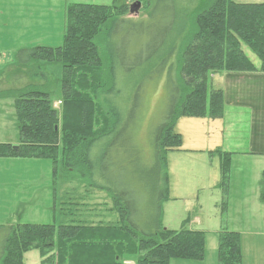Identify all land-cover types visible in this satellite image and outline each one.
<instances>
[{
    "label": "trees",
    "instance_id": "16d2710c",
    "mask_svg": "<svg viewBox=\"0 0 264 264\" xmlns=\"http://www.w3.org/2000/svg\"><path fill=\"white\" fill-rule=\"evenodd\" d=\"M140 1L145 6L148 3ZM129 12L127 0L69 3L61 44L20 48L9 64L14 70L5 80L11 87L0 90V96L13 99L19 141L16 148L0 143V157L50 160L53 176L59 166L65 184L73 186L62 203L66 221L58 226L0 224V264H23L30 251L38 253L41 264H169L172 258L203 259V231L185 227L188 219L179 230L161 225L160 203L168 196L165 154L180 150L181 135L173 130L180 117H222L224 96L222 90L208 87L212 75L264 73V2L201 0L178 36L169 43H151L153 51L145 58L143 50L133 57L136 64L130 69L138 70L146 64L147 79L166 72L171 83L168 111L154 137V184L151 192H145L152 194L153 211L147 197L139 194L136 171L129 170L132 158H122V180L118 187L113 181L107 189L111 202L108 212L116 215L108 222H95L89 215L77 218L75 213L77 206L91 207L94 202L71 199L70 194L78 192L75 179L81 190L94 184L97 170L99 178H105L108 146L118 145L112 136L128 124L118 98V78L120 70L123 74L130 66L123 65V56L135 52L128 51L129 44L119 48L114 34L120 25L131 23L124 18ZM245 48L258 59V65ZM53 62L62 66L56 99H52L56 89L52 77L44 71V65ZM140 93L137 86L134 95ZM55 101L58 107L53 106ZM126 145L122 144V151L132 149L131 157H136L133 146ZM217 152L221 183L226 184L231 154ZM259 198L264 203V188ZM240 262V235L222 231L218 237V264Z\"/></svg>",
    "mask_w": 264,
    "mask_h": 264
},
{
    "label": "rangeland",
    "instance_id": "374dc122",
    "mask_svg": "<svg viewBox=\"0 0 264 264\" xmlns=\"http://www.w3.org/2000/svg\"><path fill=\"white\" fill-rule=\"evenodd\" d=\"M47 1L46 3L45 0H0V90L11 87L5 79L14 70L9 64L15 59V53L19 48L37 44L48 46L61 44L66 33L65 11L69 3L110 4L112 0ZM127 1L130 5L139 1L140 6L137 11L125 15L124 18L130 19L131 23L120 25L114 37L119 48L122 49L123 44H129L128 51L130 50L132 54L135 52L131 56H123V65L130 66H127L123 74L120 70L118 78L120 89L118 98L122 100V116L128 124L124 129L119 128L112 136V140L118 145L108 146L105 178L100 179L97 170L94 184L86 185L81 190L78 189L79 181L75 179L74 184L78 192L70 194L71 199L85 198L89 203L94 202L91 207L77 206L75 213L77 218L83 217L84 214L89 215L95 222L97 220L108 222L116 215V212L112 215L108 212L111 202L107 189L113 181L118 187L122 180L124 175L122 158L125 160L132 158L129 170L136 171L134 179L140 190L139 194L147 197V205H150V211H153L152 194L146 195L145 192H151L154 184L156 160L154 137L168 111L171 83L166 72L147 79L149 69L146 64H142L138 70L130 67L136 64L133 57L141 55L142 50L144 58L153 51L151 43L159 44L164 41L169 43L170 39L178 36L192 18L201 0H148L146 6L140 0ZM236 1L264 2V0ZM47 21L52 22L51 32L44 30ZM167 48L168 46L164 52ZM245 52L256 65L259 64L258 59L247 48ZM44 67L47 75L52 77L53 86L56 88L52 99H56L59 97L62 66L59 62H53L46 63ZM230 79L231 76L226 74L224 76L221 72L212 75L208 85L209 88H222L220 90L224 95L223 109L226 116V124L221 128L223 134L219 132V122H211L219 118L180 117L174 124L173 130L180 133L182 144L180 150L167 151L165 154L167 177L172 188L170 196L173 198L164 201L163 204L160 203L161 225L164 228L179 230L184 220L188 219L184 226L189 228L190 220H194L195 216L199 217L201 225L193 227L204 231L205 250L202 260L172 258L169 264H218V237L222 231L231 228L234 230L232 221H236L234 224L238 223V229L244 231L240 233V241L245 242L246 251H250L246 264H264V247L255 249L253 243L264 240V203L258 199V194L260 197V191L264 188V170L256 178L253 195L249 191L248 213L235 214V210L238 209V199L246 187L254 185L252 175L247 179V170L240 163L234 170L229 165L227 182L221 183L220 155L217 152L220 148L217 146L223 139L224 144L228 146L233 142L228 116L231 109L228 101L231 95L224 94L227 92ZM137 86L141 93L135 96ZM18 139L13 99L11 96H0V142L12 141V145H15ZM125 143L126 146H133L136 157H131L132 149H126L125 153L122 151V144L124 146ZM233 148L237 147L230 145V149ZM98 160L99 155L95 157L96 164ZM59 169L58 166L57 175L54 177L50 160L0 157V224L51 223L58 226L65 222L62 203L66 201L65 198L69 196L73 185L65 184ZM227 200L224 208L223 204ZM248 225L250 231L246 232L245 228ZM242 249L245 250L243 245ZM41 260L37 252L30 251L25 254L23 264H41Z\"/></svg>",
    "mask_w": 264,
    "mask_h": 264
},
{
    "label": "crops",
    "instance_id": "0c3cea01",
    "mask_svg": "<svg viewBox=\"0 0 264 264\" xmlns=\"http://www.w3.org/2000/svg\"><path fill=\"white\" fill-rule=\"evenodd\" d=\"M45 1L46 3L48 2L47 0ZM59 1L62 2L63 0ZM44 30H46L47 32H51L53 30L52 22L47 21V23L44 24ZM223 74L224 76L226 74L228 76H231L232 78L229 80L227 92H224V94L230 93L231 95V99L228 101V104H230L231 107L228 116L230 120V134L231 138H233V142L230 145L237 148H233V150L230 149V145L228 146V144H224V139L219 142V145L217 147H219L223 152L231 153L230 165L233 170L240 163L242 167L247 170L246 178L248 179L249 175H252V177L254 178V185L246 187L245 191L240 196L241 199H238V209L235 210V214H238L240 212L248 213L250 209L249 202L247 201L249 191L250 194L253 195V191L255 190L256 178L264 170V73L256 71L247 73L223 72ZM215 121L219 122V132L223 134L224 132L221 131V128L226 124L224 109L222 117L211 122ZM239 135L240 138L238 139ZM11 142L12 141H8L6 143L12 144ZM167 187L168 197L166 201H169L173 198V196H170L172 188L170 182L168 181V177ZM227 203L228 200L223 204L224 208ZM235 222L236 221H232L234 230L231 228V230L226 231L237 232L239 235H241L240 233H244V231H242L240 228L238 229V223L234 224ZM190 223L191 225L189 228L195 229L193 225H201V220L199 217L195 216L194 220H190ZM245 231H250L249 225L245 228ZM240 242L242 244L240 243L241 262L239 264H246L249 261L247 259V254H249L250 251H246L247 245L244 244L245 242ZM253 243L255 249L259 250L260 247H264V240L260 243L257 241ZM242 245L245 250L242 249Z\"/></svg>",
    "mask_w": 264,
    "mask_h": 264
},
{
    "label": "water",
    "instance_id": "95a60500",
    "mask_svg": "<svg viewBox=\"0 0 264 264\" xmlns=\"http://www.w3.org/2000/svg\"><path fill=\"white\" fill-rule=\"evenodd\" d=\"M139 6H140V2L139 1H137V2H135V3H132L131 5H130V12H133V11H137L138 10V8H139ZM57 129V128H56ZM17 146H13V148H16Z\"/></svg>",
    "mask_w": 264,
    "mask_h": 264
}]
</instances>
